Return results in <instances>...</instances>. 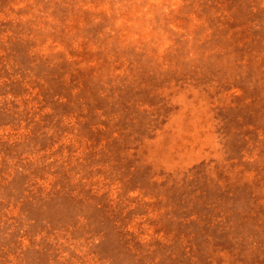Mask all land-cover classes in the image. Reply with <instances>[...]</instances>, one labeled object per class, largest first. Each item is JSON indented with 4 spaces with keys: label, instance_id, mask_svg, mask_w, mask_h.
Instances as JSON below:
<instances>
[{
    "label": "rangeland",
    "instance_id": "obj_1",
    "mask_svg": "<svg viewBox=\"0 0 264 264\" xmlns=\"http://www.w3.org/2000/svg\"><path fill=\"white\" fill-rule=\"evenodd\" d=\"M0 264H264V0H0Z\"/></svg>",
    "mask_w": 264,
    "mask_h": 264
}]
</instances>
